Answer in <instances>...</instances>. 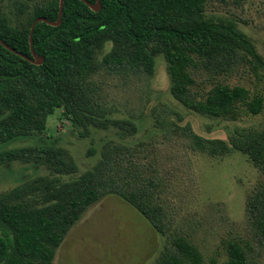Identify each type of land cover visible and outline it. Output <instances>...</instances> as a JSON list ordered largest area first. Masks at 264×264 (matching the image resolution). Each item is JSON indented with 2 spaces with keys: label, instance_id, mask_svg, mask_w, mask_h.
<instances>
[{
  "label": "trees",
  "instance_id": "obj_1",
  "mask_svg": "<svg viewBox=\"0 0 264 264\" xmlns=\"http://www.w3.org/2000/svg\"><path fill=\"white\" fill-rule=\"evenodd\" d=\"M2 1L0 40L13 51L0 42V167L15 161L28 163L34 155V161L43 160L58 174H77L78 168L65 152L8 146L43 131L48 117L58 109L74 127L113 126L135 131L129 121L107 118L89 74L106 68L150 75L157 56L167 63L172 96L187 109L233 120L241 116L244 107L255 116L263 111V99L251 100L241 86L220 83L204 99L192 92L195 81L190 68L195 58L218 74L233 73L244 62L264 71L263 58L233 21L206 16L210 0H101L98 12L82 0H64L59 26L40 22L34 29L32 43L35 53L43 58L42 65L31 62V29L39 18L57 22L61 0H44L31 9L19 4L14 18L3 11ZM108 45L110 51L104 54ZM185 132L199 152L224 156L239 151L264 169V132L233 135L228 140L204 138L190 127ZM39 182L46 183L43 188L49 190L42 197L35 195L43 189L39 186L0 195V264H53L69 231L89 207L108 194L122 197L158 233L166 234L168 246L156 264H203L199 248L171 232L165 208L156 202V184L140 167L127 166L123 173L116 170L107 177L89 172L69 182ZM247 212L254 233L263 242L264 186L247 204ZM228 255V264H250L238 242L229 243Z\"/></svg>",
  "mask_w": 264,
  "mask_h": 264
},
{
  "label": "rangeland",
  "instance_id": "obj_2",
  "mask_svg": "<svg viewBox=\"0 0 264 264\" xmlns=\"http://www.w3.org/2000/svg\"><path fill=\"white\" fill-rule=\"evenodd\" d=\"M41 1L3 0L2 9L14 18L17 5L31 9ZM206 16L233 21L264 60V0H210ZM110 48L106 46L104 54ZM190 73L195 81L192 92L198 99L223 83L244 87L251 100L261 97L264 104V71L253 69L248 62L233 73L218 74L195 58ZM89 81L107 118L129 121L136 130L74 127L58 109L48 117L43 131L8 148L49 147L65 152L78 168L77 174H58L43 160L34 161L33 155L28 163L15 161L0 167V195L47 186L41 180L69 182L89 172L107 177L116 170L123 173L127 166L140 167L156 184V202L165 208L171 232L193 242L203 255V264H228V245L233 241L246 250L250 264H264V241L254 233L247 212V204L264 186V169L239 151L224 156L199 152L185 132L190 127L199 136L221 140L264 132V108L255 116L244 107L237 120L187 109L170 92L163 56L156 57L150 75L102 68L89 74ZM48 191L43 188L35 195L42 197ZM167 246L166 234L158 233L122 197L108 194L89 207L69 231L53 264H156Z\"/></svg>",
  "mask_w": 264,
  "mask_h": 264
},
{
  "label": "water",
  "instance_id": "obj_3",
  "mask_svg": "<svg viewBox=\"0 0 264 264\" xmlns=\"http://www.w3.org/2000/svg\"><path fill=\"white\" fill-rule=\"evenodd\" d=\"M84 1L86 4H88L91 8V10L95 11V12H98L101 10V0H97V3L95 5H90V3H88L87 1L85 0H82ZM63 9H64V0H61L60 1V13H59V18H58V21L57 22H51V21H48L47 19L45 18H39L37 19L33 26H32V29H31V37H30V42H31V50H32V55H33V58L34 60H31V62H33L34 64L36 65H42L43 64V58H40L36 53H35V50H34V47H33V43H32V36H33V32H34V29L36 27V25L40 22H45L51 26H59L61 23H62V15H63ZM0 42L8 49L12 50L11 48L8 47V45H6L5 43H3L1 40ZM13 51V50H12Z\"/></svg>",
  "mask_w": 264,
  "mask_h": 264
}]
</instances>
